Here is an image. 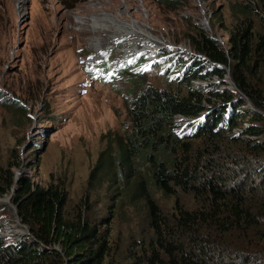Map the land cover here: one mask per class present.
<instances>
[{
	"label": "trees",
	"instance_id": "trees-1",
	"mask_svg": "<svg viewBox=\"0 0 264 264\" xmlns=\"http://www.w3.org/2000/svg\"><path fill=\"white\" fill-rule=\"evenodd\" d=\"M154 1L174 10L184 2ZM229 9L225 49L192 25L196 55L178 54L155 72L157 83L135 81L147 70L128 72L139 91L126 102L127 126L106 140L84 193L74 199L64 182L18 179L12 202L36 241L0 236V264H264V0ZM227 71L263 113L229 88L194 85ZM0 102L17 125L27 118L25 101L0 89ZM15 157L0 165V197L22 165Z\"/></svg>",
	"mask_w": 264,
	"mask_h": 264
},
{
	"label": "rangeland",
	"instance_id": "rangeland-1",
	"mask_svg": "<svg viewBox=\"0 0 264 264\" xmlns=\"http://www.w3.org/2000/svg\"><path fill=\"white\" fill-rule=\"evenodd\" d=\"M235 1L243 0H184L174 10L154 0H0V89L25 101L27 112L17 125L0 102V165L8 167L17 154L19 178L43 186L64 182L71 197H79L106 140L127 126L126 102L139 91L128 72L137 74L149 56L162 55L168 65L178 54L184 60L196 55L192 25L225 49ZM181 63L170 75L183 70ZM158 69L148 64L135 81L157 83ZM228 74L194 85L228 88ZM194 119L182 120L180 128L186 133ZM2 209V229L24 232L11 228L15 214Z\"/></svg>",
	"mask_w": 264,
	"mask_h": 264
},
{
	"label": "water",
	"instance_id": "water-1",
	"mask_svg": "<svg viewBox=\"0 0 264 264\" xmlns=\"http://www.w3.org/2000/svg\"><path fill=\"white\" fill-rule=\"evenodd\" d=\"M198 2H201V0H197ZM25 15V14H24ZM25 19H27V16L25 15ZM203 24H204V27L207 26V21H203ZM217 39V38H216ZM229 84H230V87H228L229 89H231L232 91L236 92L238 94L239 97L241 98H244L245 101H246V104H245V108L248 110V111H251V112H261L260 110H258L255 106L252 105L251 101L249 100V98L247 96H245L236 86L235 84L233 83V81L230 79V76L229 74L227 75V80H226ZM263 113V112H261ZM264 114V113H263ZM21 170L19 168V170L16 172V175H15V181H14V185L10 188V193L9 194H6L4 195V197H1L0 198V201L6 206V208L8 210H11L14 212V226L16 224V222L19 220L21 223L19 224L22 228L25 229V232L22 233V237L24 238H29V243H35L36 241V238L33 236V234L31 233V229L29 228L28 225H26L25 223H23L21 221V216L19 215V210L17 209V204H13L11 202V199L14 195V192H15V183L18 181L19 179V175L21 174ZM5 227L2 229V231H0V236L2 238H4L3 236V231H4ZM21 237V238H22ZM20 238H17L15 240L11 239L10 241L12 242H15L16 240H19ZM41 248L43 249H48V250H54V249H59L61 250V248H59L58 244H55L54 246L52 247H49V246H44L43 244H41ZM66 264V262L64 263Z\"/></svg>",
	"mask_w": 264,
	"mask_h": 264
},
{
	"label": "clouds",
	"instance_id": "clouds-1",
	"mask_svg": "<svg viewBox=\"0 0 264 264\" xmlns=\"http://www.w3.org/2000/svg\"><path fill=\"white\" fill-rule=\"evenodd\" d=\"M141 53H143V52L141 51L140 54ZM132 55H135V54H132ZM155 56L156 55L149 56V58L147 59L146 62L143 61L142 63H145L144 66H141V63L137 64V66L140 67V69H143V70H146V67L148 66V64H150V65H156L159 68V70L166 69L169 64L166 65V62L167 61L163 60L162 55H161V57H158V56L155 57ZM226 88H220V89H226ZM10 242H12V241H10Z\"/></svg>",
	"mask_w": 264,
	"mask_h": 264
},
{
	"label": "bare ground",
	"instance_id": "bare-ground-1",
	"mask_svg": "<svg viewBox=\"0 0 264 264\" xmlns=\"http://www.w3.org/2000/svg\"><path fill=\"white\" fill-rule=\"evenodd\" d=\"M131 25V24H130ZM131 27H135L134 26V24L131 26ZM124 51H126V54L128 53V50H124ZM230 76V75H229ZM231 79V78H230ZM232 80V79H231ZM227 82V81H226ZM21 222L18 220L17 222H16V224H15V226H17V227H19V228H22L19 224H20ZM14 225L11 227V228H14L15 227ZM23 230H24V232H25V229L24 228H22ZM13 230H11L10 229V227H7L6 229H4V231H3V236L5 237V236H8V237H11L13 240H15V239H17V238H21L22 237V233H18V235L16 234V235H14L13 234V232H12Z\"/></svg>",
	"mask_w": 264,
	"mask_h": 264
}]
</instances>
